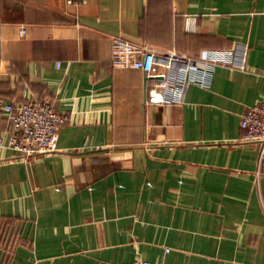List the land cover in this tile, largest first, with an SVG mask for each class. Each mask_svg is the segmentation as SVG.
<instances>
[{
    "label": "crops",
    "instance_id": "1",
    "mask_svg": "<svg viewBox=\"0 0 264 264\" xmlns=\"http://www.w3.org/2000/svg\"><path fill=\"white\" fill-rule=\"evenodd\" d=\"M78 1L0 0V100L65 118L55 152H2L0 264H264V159L239 127L264 95V0ZM113 35L244 68L160 105L156 77L112 66Z\"/></svg>",
    "mask_w": 264,
    "mask_h": 264
},
{
    "label": "built area",
    "instance_id": "2",
    "mask_svg": "<svg viewBox=\"0 0 264 264\" xmlns=\"http://www.w3.org/2000/svg\"><path fill=\"white\" fill-rule=\"evenodd\" d=\"M78 0H66L76 4ZM196 19L184 18V29L195 31ZM19 34H25L24 27ZM111 64L121 69H138L147 76L157 78L156 84L147 92L148 99L160 105L182 103L188 85L207 87L211 72L216 67L243 70L242 63H235L231 48L208 49L197 56L175 51L159 50L144 43H137L119 35H113L110 43ZM58 65V64H57ZM0 113L9 120V129L0 137V162L2 152L12 149L17 158L26 160L55 152L57 129L65 121L50 101L29 100L14 104L0 100ZM239 127L242 139L258 144V165L264 159V95L240 115ZM168 249H165L167 252ZM122 264H168L164 260L135 259Z\"/></svg>",
    "mask_w": 264,
    "mask_h": 264
}]
</instances>
